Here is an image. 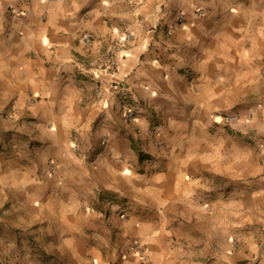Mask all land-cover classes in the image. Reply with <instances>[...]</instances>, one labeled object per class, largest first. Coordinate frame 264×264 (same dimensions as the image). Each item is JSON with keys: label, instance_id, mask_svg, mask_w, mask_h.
<instances>
[{"label": "clouds", "instance_id": "1", "mask_svg": "<svg viewBox=\"0 0 264 264\" xmlns=\"http://www.w3.org/2000/svg\"><path fill=\"white\" fill-rule=\"evenodd\" d=\"M0 264H264V0H0Z\"/></svg>", "mask_w": 264, "mask_h": 264}, {"label": "crops", "instance_id": "2", "mask_svg": "<svg viewBox=\"0 0 264 264\" xmlns=\"http://www.w3.org/2000/svg\"><path fill=\"white\" fill-rule=\"evenodd\" d=\"M145 223H151V221H145Z\"/></svg>", "mask_w": 264, "mask_h": 264}]
</instances>
